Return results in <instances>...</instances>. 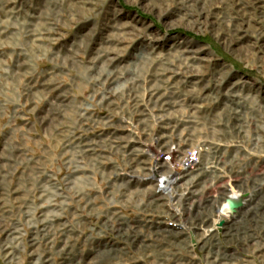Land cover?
I'll return each mask as SVG.
<instances>
[{"label": "rangeland", "instance_id": "rangeland-1", "mask_svg": "<svg viewBox=\"0 0 264 264\" xmlns=\"http://www.w3.org/2000/svg\"><path fill=\"white\" fill-rule=\"evenodd\" d=\"M177 97L201 123L235 117L236 156L259 165L250 209L202 244L115 236L102 156H132L147 130L126 122ZM263 184L264 0H0V264H264ZM139 194L162 204L121 200Z\"/></svg>", "mask_w": 264, "mask_h": 264}, {"label": "built area", "instance_id": "built-area-1", "mask_svg": "<svg viewBox=\"0 0 264 264\" xmlns=\"http://www.w3.org/2000/svg\"><path fill=\"white\" fill-rule=\"evenodd\" d=\"M169 87L174 89L175 85ZM215 101L217 102L218 98ZM192 103L191 100L177 97L175 110L171 109L168 117H155L152 111L148 110L149 117H137L134 123L132 119L128 120L126 122L128 125L135 126L141 131L147 130L142 131L139 139L137 137L136 148L138 147V149L132 152V156H117L115 159L110 156H102L101 164L103 166L98 187L105 191L107 204L110 207L128 210L124 213L120 209L114 215L104 217L103 224L110 225L111 232L115 236L128 233L127 236L131 235V237L143 241H167V238H171L184 240V245H192L193 241L202 244L211 233H206L202 228L203 225L197 227L196 219L185 222L181 215V208L174 205L168 197L162 199L164 203L159 207L149 205V197L146 194H139L138 199H130L126 203L121 200L122 193L128 187L141 188L146 191L154 190L155 194H164L170 190L169 186L172 182L170 183L169 177L163 175L165 170L163 171L157 166V163L162 159H167V155L162 151L164 150L163 146H167L171 150L186 149L195 163L201 162V153L206 154L209 171L217 163L214 171L209 172L210 185L214 187V191L220 192L221 199L215 196L217 212L209 213L203 209L200 211L213 225L221 226V229H216V233L217 231L222 233V226L226 222L224 218L219 217L221 210L226 208L228 210L226 213L233 215L238 212V208L231 211L227 205L224 207L228 199L233 197L232 187L244 185L247 193L251 192L250 185L253 182L251 175L259 165L256 156H236V150L240 144L237 127L240 126L234 115V119H228L225 124L223 121L221 126L215 121H202L201 123L197 120V115L192 117V109L189 106ZM195 105L198 109V104L195 103ZM176 108L180 109V112L176 111ZM190 132L192 138L189 140L187 137ZM215 132L218 133L217 136ZM208 143L212 145L207 148ZM138 162L143 164L138 166L136 165ZM235 177H238L237 181L234 180ZM211 186L206 185L202 194H205ZM199 232H203L204 235L200 236ZM219 238L222 237L216 236V239Z\"/></svg>", "mask_w": 264, "mask_h": 264}, {"label": "bare ground", "instance_id": "bare-ground-1", "mask_svg": "<svg viewBox=\"0 0 264 264\" xmlns=\"http://www.w3.org/2000/svg\"><path fill=\"white\" fill-rule=\"evenodd\" d=\"M162 149H164L162 151L167 155V159H162L160 162L157 163V166L160 169H162L163 171L165 170L164 171L165 173H163V175H165L166 177H169V181H170V183L172 182V184H170V186H169L170 190L164 194H161V193L155 194L154 190H152L151 191L152 203H154V204L155 203H164V202H162V199L164 197L165 198L168 197V199L174 205L181 208L180 209L181 215H183V219L185 222H189L188 220H191L190 216L196 217V219H197V216L201 215L200 212L198 211V210H200L199 207L202 204V200H201L200 196L204 195V194H202V190H203V188H206L205 186L207 185V184L206 185L204 184V181L206 179L202 180L203 178L201 179L199 177V174L201 173L202 170H201V168H198V166L201 165V162L195 163V161L192 159L191 154L188 153L186 149L185 150H180V149L179 150L178 149H172L171 150L167 146H165V147L163 146ZM200 155H201V161H202V157H203L202 155L203 154L201 153ZM140 164H143V163L140 162ZM235 181H237V180H235ZM209 185H210V182H209ZM198 187L201 189L200 193L197 192ZM212 188H214V187H212ZM232 189H233V191H232L233 197H230L228 199V201L231 200V201H234L235 203L239 204V206L237 207L238 208L237 213H239L238 217H243V216H245L246 213H248L247 211H249L250 207H246L245 209H243V208H241V206L242 207L246 206V202L248 199V195H250V192L247 193V191H245L246 189L240 187V185L232 187ZM242 190H244L245 192ZM195 192H197V193L195 194ZM210 192L213 193V195H215L216 197H219L218 199H221L219 191L216 192V191H212V189H211ZM215 196H213V197H215ZM237 197H239V198H237ZM216 204L217 203H216V198H215L211 202V205H209V206H211V208L216 206V212H217V205ZM209 206H208V208L205 207L204 209L206 211H209V213H212V209ZM224 207H226V204H224ZM226 212H228V210H226V208L221 210L219 217L224 218L225 221L230 219L229 222H233L234 221L233 219H234V216L236 213L233 215V214L226 213ZM197 220L199 221V223L196 226L201 227L203 225L202 228L205 229L206 233L216 231V229L217 230L221 229L220 225L215 226L212 223H209L210 221H208L204 215L199 217V219H197ZM226 224H227V222H225V225ZM233 224H235V223H233ZM212 225L215 227H213ZM197 227H196V229H198ZM217 232H219V231H217ZM219 233H221V232H219ZM203 235H204V233L201 232L200 236H203ZM212 237H213V235H211L210 237L207 236L205 240H210Z\"/></svg>", "mask_w": 264, "mask_h": 264}, {"label": "water", "instance_id": "water-1", "mask_svg": "<svg viewBox=\"0 0 264 264\" xmlns=\"http://www.w3.org/2000/svg\"><path fill=\"white\" fill-rule=\"evenodd\" d=\"M226 205L228 206V208H229L231 211H233L235 208H237V207L239 206L238 203H235L234 201H231V200L227 201V202H226Z\"/></svg>", "mask_w": 264, "mask_h": 264}]
</instances>
